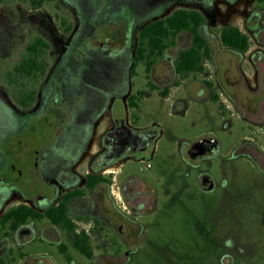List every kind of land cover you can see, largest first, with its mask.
<instances>
[{
	"label": "flooded vegetation",
	"instance_id": "af4514ba",
	"mask_svg": "<svg viewBox=\"0 0 264 264\" xmlns=\"http://www.w3.org/2000/svg\"><path fill=\"white\" fill-rule=\"evenodd\" d=\"M182 1L194 4L186 7L194 9L201 2ZM229 1L234 3V12L238 0ZM10 2L24 4L28 10L53 5L64 48L56 56H49L50 38L23 19L27 25L22 49L10 54L7 67L0 54L2 100L14 112L9 144L2 148L0 142V264H56L50 253L28 250V245L36 241L55 245L62 253H67L69 244L78 250L79 246L87 247L91 254L80 251L91 264H114L112 247L131 241L123 235L126 221L132 214L149 211L146 202L156 197L141 175H117L123 157L141 156L153 147L157 137L155 127L135 128L129 122V109L136 105L131 98L134 95L136 102V95L141 94L130 91L131 77L140 61L146 67V60L137 61L136 56L139 30L148 23H144L147 18L125 12L103 35H97L90 34V21L98 8L94 0H0L2 6ZM260 2L264 5V0ZM175 3L161 10L157 18L181 8L174 7ZM69 6L76 20L59 13ZM204 15L206 21L200 31L211 47L210 60L224 48L235 55V66L242 73L245 67L255 71L257 92L261 94L253 115L244 112L250 120L251 134L237 148L264 171V69L254 62L264 33V6L251 5L244 14V24L235 23L248 35L249 47L251 40L256 42L246 62L243 56L249 47L242 51L224 45L220 28L226 24L218 28L216 36L208 28L214 17ZM9 41L0 31V50L8 47ZM166 44L160 54L149 52L154 58L147 71L151 89L177 85L178 76L188 73L182 72L177 63L181 52L193 46V33L180 30ZM214 76L220 81L218 71ZM205 83L211 90L214 83ZM179 103L185 106L183 101ZM4 133L0 129V138ZM182 149L193 163L218 155L221 147L214 134H204L186 142ZM197 185L211 190L215 180L209 172H202ZM7 212L11 214L4 218ZM223 242L226 249L222 264H264V258L253 256L257 247L251 243H241L233 235H227Z\"/></svg>",
	"mask_w": 264,
	"mask_h": 264
},
{
	"label": "rangeland",
	"instance_id": "374dc122",
	"mask_svg": "<svg viewBox=\"0 0 264 264\" xmlns=\"http://www.w3.org/2000/svg\"><path fill=\"white\" fill-rule=\"evenodd\" d=\"M175 1L174 7L194 5L182 0H94L98 8L95 19L90 21V34L103 35L109 24L125 12L130 15L136 12L139 17L147 18L144 23L149 22ZM210 1L207 4L201 0L195 6L207 17H214L208 28L216 36L218 28L224 24H244V14L251 5L264 6L260 0H238L233 12L234 3L229 0ZM50 6L28 10L19 2L0 4V31L10 40L8 47L4 44L5 48L0 50L5 67L9 66L6 62L10 54H17L24 44L23 30L27 24L23 19L50 38L49 56H56L64 48L62 30L53 17L55 8ZM62 12L67 13L70 21L77 18L71 6L67 11H59ZM261 38L254 62L264 69V33ZM255 48L253 39L243 61L249 60ZM219 50L213 60L204 61L202 72L178 76L177 85L169 87L167 96L161 93L160 87L148 86L145 62L136 65L130 91L141 94L136 95V105L129 109V122L135 128L155 127L159 133L149 151L141 156L123 157L117 175L119 178L141 175L153 187L156 197L146 202V207L151 208L149 211L137 216L132 214L131 220L126 221L123 235L131 241L112 247L110 254L116 259L114 264H222L226 249L223 240L227 235H233L241 243H251L257 247L253 256L264 258V171L237 148L251 134L250 120L243 110L256 108L261 94L257 92L259 82L254 70L245 67L242 73L235 66V55L224 48ZM226 66L229 70H224ZM215 71L220 81L215 80ZM206 80L214 83L211 90L207 89ZM211 91L218 93L217 101L211 100ZM2 98L0 91V129L5 132L0 142L5 148L13 134L14 112ZM180 101L185 103L183 111L177 106ZM237 101L241 109L236 108ZM204 134L217 137L220 153L192 163L182 147ZM261 141L264 142V133H261ZM202 172L213 176V189L204 190L197 185ZM28 250L32 253L46 251L56 264H91L88 256L72 244L67 253L40 241L29 244Z\"/></svg>",
	"mask_w": 264,
	"mask_h": 264
},
{
	"label": "trees",
	"instance_id": "16d2710c",
	"mask_svg": "<svg viewBox=\"0 0 264 264\" xmlns=\"http://www.w3.org/2000/svg\"><path fill=\"white\" fill-rule=\"evenodd\" d=\"M205 21L206 16L199 9L181 7L164 17L146 23L139 30L140 40L137 45L136 60H146L145 69L147 72L154 60L149 52L160 54L167 45V39L173 38L180 30L188 29L193 33V46L181 52L177 66L182 72H201L204 69V61L211 58V47L200 31V25ZM220 38L224 45L242 51L247 50L250 45L248 35L233 23H228L220 28ZM161 93L167 96L169 88L162 89ZM218 96L217 92H213L211 100L217 101ZM131 99L132 105H135L134 95ZM156 132L158 135L157 128ZM9 214L11 212H7L4 218ZM79 247L82 252L91 254L87 247Z\"/></svg>",
	"mask_w": 264,
	"mask_h": 264
},
{
	"label": "crops",
	"instance_id": "0c3cea01",
	"mask_svg": "<svg viewBox=\"0 0 264 264\" xmlns=\"http://www.w3.org/2000/svg\"><path fill=\"white\" fill-rule=\"evenodd\" d=\"M234 86V85H233ZM232 91V90H231ZM234 92V91H233ZM231 93V92H230ZM237 104H238V109L240 108L241 109V104L237 101ZM177 106L181 109V111H183L185 108V106H182L180 103L177 104ZM245 113H248V114H251L253 115V111H245L243 110ZM117 167V166H116Z\"/></svg>",
	"mask_w": 264,
	"mask_h": 264
},
{
	"label": "water",
	"instance_id": "95a60500",
	"mask_svg": "<svg viewBox=\"0 0 264 264\" xmlns=\"http://www.w3.org/2000/svg\"><path fill=\"white\" fill-rule=\"evenodd\" d=\"M200 143H198L197 145L199 146Z\"/></svg>",
	"mask_w": 264,
	"mask_h": 264
},
{
	"label": "built area",
	"instance_id": "2783aa9c",
	"mask_svg": "<svg viewBox=\"0 0 264 264\" xmlns=\"http://www.w3.org/2000/svg\"><path fill=\"white\" fill-rule=\"evenodd\" d=\"M147 165H149V163H147Z\"/></svg>",
	"mask_w": 264,
	"mask_h": 264
}]
</instances>
